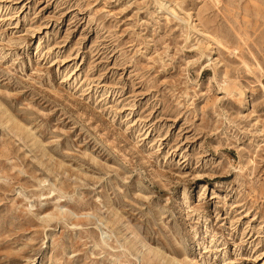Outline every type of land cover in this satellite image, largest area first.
Returning a JSON list of instances; mask_svg holds the SVG:
<instances>
[{
    "label": "rangeland",
    "instance_id": "rangeland-1",
    "mask_svg": "<svg viewBox=\"0 0 264 264\" xmlns=\"http://www.w3.org/2000/svg\"><path fill=\"white\" fill-rule=\"evenodd\" d=\"M168 260L264 264V0H0V264Z\"/></svg>",
    "mask_w": 264,
    "mask_h": 264
},
{
    "label": "bare ground",
    "instance_id": "bare-ground-1",
    "mask_svg": "<svg viewBox=\"0 0 264 264\" xmlns=\"http://www.w3.org/2000/svg\"><path fill=\"white\" fill-rule=\"evenodd\" d=\"M167 10H168V9H167ZM195 32H196V33H200V30H198L197 28H195ZM200 34H201V33H200ZM202 36H204V35H202ZM213 38H214V37H213ZM214 39H215V38H214ZM214 42H217L216 39H215ZM219 43H220V42H219ZM218 45H219V44H218ZM139 244L141 245L142 243H139ZM142 249H144V248H143V247H138V248H137V251H138L139 253H144L146 249L144 250V252H143ZM162 260H163V261H166V259H165L164 257H162ZM174 261H175V260H174ZM172 263H173V260H168V261H167V264H172ZM196 263H197V262H196ZM197 264H198V263H197Z\"/></svg>",
    "mask_w": 264,
    "mask_h": 264
}]
</instances>
